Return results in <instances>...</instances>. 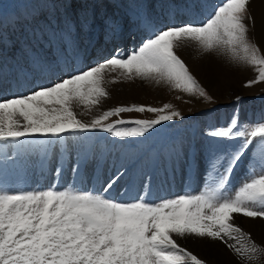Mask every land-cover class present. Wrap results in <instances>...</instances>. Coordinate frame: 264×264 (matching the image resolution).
<instances>
[{
    "label": "snow or ice",
    "instance_id": "1",
    "mask_svg": "<svg viewBox=\"0 0 264 264\" xmlns=\"http://www.w3.org/2000/svg\"><path fill=\"white\" fill-rule=\"evenodd\" d=\"M250 4L251 0H222L200 23L190 20L163 29L145 20L148 35L138 48L127 54L117 49L92 67L0 101V142L39 150L46 157L49 146L63 143L66 135L88 141L90 131L100 130L113 137H144L162 122L180 117V112H166L173 107L169 103L162 108L133 104L105 110L89 121L79 116L89 115L108 96L106 73L164 82L211 99L176 54V48L188 42L202 53L216 52L254 66L258 75L246 87L264 81V55L248 35L249 25L254 29L256 24ZM107 27L111 31L117 25L111 22ZM73 28L74 22L66 23L67 34ZM81 107V113L75 111ZM133 111L157 116L110 121ZM204 134L209 138L203 160L208 182L200 194L156 198L149 183L141 185L147 190L144 194L138 190L128 200L116 199L108 193L125 173L118 170L107 183L97 177L100 189L85 190L82 161L71 168L73 182L66 187L59 182L62 167L55 169L58 182L47 187H21L0 177V264H207L177 242L176 237L186 236L221 241L238 264H264V245L233 222L234 214L264 220V122L241 124L234 115L226 126H209ZM36 136L50 139L46 144L21 139ZM221 138L232 142L231 151L218 143ZM8 147L0 144V161L7 158ZM250 147L249 174L231 189V175Z\"/></svg>",
    "mask_w": 264,
    "mask_h": 264
},
{
    "label": "bare ground",
    "instance_id": "2",
    "mask_svg": "<svg viewBox=\"0 0 264 264\" xmlns=\"http://www.w3.org/2000/svg\"><path fill=\"white\" fill-rule=\"evenodd\" d=\"M78 1H84L85 7L89 5L88 2L86 3L87 0ZM93 1L96 5L95 28L93 27V30L95 33L100 34L98 43L111 44V41L114 42V35L112 36V34L115 32L110 34L111 31L108 27H102V24L105 22L107 24V21L104 22V18L98 7L100 0ZM113 1L119 2L123 14L122 19L119 20V24H122L121 29L116 30L117 35L115 36H125L127 32L126 23L133 22L135 32H140L138 35L135 34V44L140 46L142 44L141 42L148 35L144 29L145 20L151 21L158 29L163 26L159 20L156 21L157 18L162 17L161 10L163 3L160 0L146 1L143 7H137L136 3L132 0ZM200 1L203 4L204 12L207 13L211 0H206V2ZM75 2L76 0H64L63 3L60 0H0V72L3 74V78L7 83V85H0V101L29 94V92L36 89L33 85L34 79H39L41 86L50 85L78 70L92 67L98 62L96 59L91 58L87 59L89 64L86 65L83 62L82 65L77 66V60H73L74 54L77 53L79 47L82 45V39H85V37L88 39L89 36L87 35L92 32V30H89L88 24L83 21L80 11L71 7V14L75 21L71 33H74V36H79L76 42L80 45L78 49H72L74 45L76 46V42L74 40L71 42L70 38L73 37L74 39V36L71 37V34H67L66 24H63L62 20L66 5ZM174 6L171 7L175 8ZM249 8L256 20L254 28L255 36L264 48V0H251ZM152 11L156 15H152ZM174 11H169L168 21L166 22L168 25H173L180 21L179 18H176ZM187 17L188 15H185L182 19L185 20ZM98 43L94 46L99 45ZM40 48H42V52L39 51ZM117 49L120 48L116 47L113 52L114 54ZM124 49L126 51V47L120 50L124 53ZM175 51L180 58L185 59L193 71L210 87L216 96L220 98L225 94L227 96L232 90L238 93L237 85L239 84L240 77L234 71L236 68L238 69V66H236L237 62L230 61L228 57L220 53H202L199 47L193 42L182 44ZM84 54L82 57H84ZM5 57L17 63L15 67H19L17 69L18 74L22 76V82H14L13 79H10L11 74H9V71L11 67L5 64ZM58 61H62L64 66L59 67ZM49 66H52L51 71L48 69ZM105 79L108 81L104 84L108 96L103 98L101 103L89 115H80V119L89 121L92 116L99 115L101 112L117 106H130L135 104L162 108L165 103H169L173 107L172 109L166 110V112L176 110L181 114L180 117L169 121L172 129L170 132L174 134V131L180 130V133L177 136L174 135L175 137L171 135L173 137L170 136V138H167L161 131L151 130L144 137H139L141 138L139 140L138 137L115 139L109 133L93 130L92 136H90V132L88 133L90 137L88 141H78L73 136L66 135L65 140L70 156H68V171L61 183L65 187L69 183H72L73 173L71 172V168L76 166L78 161H82L81 170L83 173H86L88 185L86 190L93 188L100 189V183L97 188L94 187L92 178L100 176L101 182L107 183L110 178L117 174V171L113 173L114 168L119 167L121 169L123 167L122 169H124L138 155L142 154L143 157L138 162V165L127 172L122 179H119L112 188L116 190V199L128 200L129 197L136 195L131 194L130 196L128 193L127 196H121V193L125 191L123 187L125 180L127 178H133V176H136V181L140 184H149L153 180V185L150 183L152 195L156 198H162V189L160 188L163 187L166 189L167 186L170 190L172 189L174 181H177V177L170 178L166 175L169 169L175 172L185 171L186 176H192L188 183H186L185 179L184 181L181 180L185 188L189 189V192L185 194H200L202 185L205 184L206 187V182H208L206 180V172L200 171L204 167V148L207 146V141H205L207 138H204L205 136L202 134V127L205 125V121L209 124L213 116L203 117L202 120L198 121L197 125L194 124L192 116L202 114L208 106L195 94L189 95L164 82L157 84L155 81L141 80L139 78L124 79L119 72L106 73ZM113 79L116 82H112ZM254 105H251L247 110L241 112L240 117L242 121L264 111V105ZM75 111L81 113L83 108H76ZM156 116V113H149L147 111L143 113L133 111L130 113H122L120 117H111L110 121L117 118H123L125 120L155 119ZM216 117L219 116L217 115ZM193 133L197 134V141L195 140V143H193ZM101 137H104V140H100ZM21 139L26 144H46L50 138L36 136ZM4 143H7L9 147L7 149V158L0 161V177L14 181L21 187L27 184L32 188H37L36 180L32 175V166L34 160L41 152L23 147L19 149L13 148L11 147L13 142H0V144ZM91 143L95 144L94 151L89 160L86 161L85 155ZM195 147L198 150L196 151V155L192 156L191 153ZM49 148H52V155L50 164L48 165V175L53 180L57 175L55 169L61 167V164L64 162L65 153L63 152L62 143L51 145ZM250 151L253 152V148L251 150L250 147L246 157L242 160L243 162L249 158ZM158 156L161 158V163L155 173L159 181L156 182V176L155 174L153 175V170L155 169V159ZM103 158L105 161L102 162ZM193 159L197 163L195 172H191ZM52 161L53 163H51ZM120 169L119 171L122 170ZM239 170V172H235L234 177L230 181L232 189L238 188L236 180L242 171L241 167ZM138 190L141 194L147 191L143 188ZM170 192L169 198H174L182 194L174 190ZM233 222L245 232L250 233L252 239L257 243L264 245V220L234 214ZM176 239L181 246L197 255L198 258L205 260L207 264H238L235 255L221 241H212L207 238L201 239L192 236H186L184 238L176 237Z\"/></svg>",
    "mask_w": 264,
    "mask_h": 264
},
{
    "label": "rangeland",
    "instance_id": "3",
    "mask_svg": "<svg viewBox=\"0 0 264 264\" xmlns=\"http://www.w3.org/2000/svg\"><path fill=\"white\" fill-rule=\"evenodd\" d=\"M147 1H149V0H147ZM159 1V0H158ZM163 4H164V2L162 1V0H160ZM169 2L171 1V0H168ZM200 1V0H199ZM203 2H206V0H202ZM208 1V0H207ZM140 2V1H139ZM134 3H135V1H134ZM133 3V4H134ZM109 5V4H108ZM3 6V5H2ZM5 6V5H4ZM136 6L137 7H139V5H138V2H136ZM164 6V5H163ZM105 7H108V9L110 10V12L112 13V14H114V19H118V14H117V12L120 10L121 11V9H117V7H115V5H109V6H105ZM141 7V6H140ZM174 7H176V5L174 6ZM152 8V7H151ZM150 8V9H151ZM99 10V9H98ZM105 10H106V8H105ZM83 11L84 12H86L87 11V9H83ZM82 11V12H83ZM214 12V11H213ZM213 12H211L210 13V15L213 13ZM185 13V10L183 11V14ZM174 14H175V11H174ZM152 15H156L155 13H154V11H152ZM164 15V14H163ZM186 15V14H185ZM207 16H209V15H207ZM207 16H205V17H203V19H205ZM122 17H123V14H122V16L120 17V19L119 20H121L122 19ZM158 17V16H157ZM185 17V16H184ZM163 18L161 17V18H157L156 19V21L157 20H159L161 23H165V24H167L166 22L168 21H165V20H162ZM168 19V18H167ZM180 19V18H179ZM202 19V20H203ZM202 20H201V22H202ZM171 22V21H170ZM200 23V22H199ZM246 23H247V21H246ZM115 24L119 27L120 26V28L119 29H121V26H122V24H119V21H117V22H115ZM103 26L102 27H104V24H102ZM107 27V25L105 26V28ZM124 27V26H123ZM162 27V26H161ZM88 28H89V30H92V28L88 25ZM115 28V27H114ZM114 28H112V29H114ZM249 33H248V35H249V38H250V40H253L257 45H258V47H259V49H260V53H261V55H264V48L261 46V44H260V42L258 41V39H257V37L255 36V29H253L252 28V26L251 25H249ZM118 30V29H117ZM126 31H128V28H127V30ZM130 31V30H129ZM110 32V31H109ZM115 32V31H114ZM140 32L138 31V33H137V31H136V35H138ZM73 39V37L72 38H70V40H71V42L74 40H72ZM110 39V38H109ZM132 39H133V36L131 35V37H130V43L132 42ZM82 40H84V38L82 39ZM135 41H136V38H135ZM74 42H76V40H74ZM142 43V42H141ZM141 45V44H140ZM138 47H139V45H138ZM137 47V48H138ZM120 49H123V48H120ZM124 52H125V49H124ZM183 61H184V63L186 64V66L188 67V69H189V71H190V73L196 78V80H197V82L205 89V91H206V93H207V96L208 97H211V99H208V98H206V97H200L198 94H195L204 104H206L208 107H215V108H217L219 111H222V113L223 114H226V111H227V109H229V105H232V107H231V110L233 109V107H241L242 106V104H243V101H245V99H256V98H258V97H261V96H264V81H260V82H257V83H254V84H252L251 86H245L246 85V83L249 81V80H255L256 79V76L258 75V73H257V71H256V69H255V67L254 66H251V65H248V64H246V63H237V65L236 66H238V69L236 68L234 71L237 73V76L238 77H240L239 78V84L237 85V91H238V93H236V91L235 92H233V90L230 92V94L229 95H227L226 96V94L223 96V97H218V96H216L212 91H211V89H210V87H208L204 82H203V80L193 71V69L191 68V66L185 61V59H183V58H181ZM227 84H228V82H226ZM229 96V97H228ZM236 97H240V99H239V101H237L236 100ZM252 106H254V104L252 105ZM248 107H250V106H248ZM248 107L246 106V107H243L241 110H240V116H241V112L242 111H244V110H247L248 109ZM241 118V117H240ZM169 121H164V122H162L160 125H157V129L159 130L160 128L165 132V133H167L168 131H169V129H163L164 128V126L168 123ZM261 122H264V120L263 121H261ZM245 123V122H244ZM244 123H241V124H244ZM260 123V122H259ZM249 124H254V123H249ZM216 127H218V126H216ZM208 129H206V131H207ZM205 131V132H206ZM163 133V132H162ZM164 134V133H163ZM171 135H173L174 136V134H170V136ZM165 137H166V135H164ZM170 136L169 137H167V138H170ZM173 136H171V137H173ZM175 137V136H174ZM237 142H240V141H237ZM218 143L221 145V146H223V143L221 142V141H219L218 140ZM232 143V142H231ZM231 143H228L227 144V148H228V145H229V150H231V147H230V144ZM192 145H194V144H192ZM250 149V148H249ZM246 161H247V159L245 160V163H246ZM243 162V161H242ZM242 162L239 164V167H237V169L235 170V172L236 171H240L239 170V168L240 167H242ZM235 172L233 173V176H232V178L234 177V174H235ZM167 173H168V171L166 172V175H167ZM249 174V173H248ZM247 174V175H248ZM155 176H156V174H155ZM167 176H169V175H167ZM157 177V176H156ZM136 178V177H135ZM232 178H231V180H232ZM239 178H240V176H239ZM238 178V179H239ZM241 178H242V180L244 179L245 180V176H241ZM173 179V178H172ZM237 179V180H238ZM230 180V181H231ZM237 180H236V184H237ZM153 181V180H152ZM152 181L150 182L152 185H153V183H152ZM158 181V178H156V182ZM179 182H181V180L179 181ZM182 184V186H183V189H187V188H185V185L183 184V183H181ZM229 187L231 188V184L229 185ZM202 187H201V191H202ZM204 189H205V187H204ZM232 189V188H231ZM234 189V188H233ZM190 194H192V193H190ZM182 195V194H181ZM170 197V195H168L167 197L165 196H162V199H168Z\"/></svg>",
    "mask_w": 264,
    "mask_h": 264
}]
</instances>
